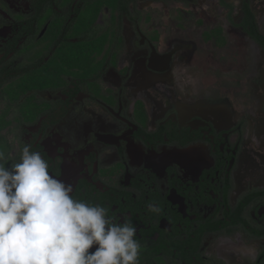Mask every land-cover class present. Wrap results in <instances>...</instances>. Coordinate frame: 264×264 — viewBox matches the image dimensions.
Masks as SVG:
<instances>
[{
	"label": "flooded vegetation",
	"instance_id": "flooded-vegetation-1",
	"mask_svg": "<svg viewBox=\"0 0 264 264\" xmlns=\"http://www.w3.org/2000/svg\"><path fill=\"white\" fill-rule=\"evenodd\" d=\"M25 144L139 264H264V0H0V153Z\"/></svg>",
	"mask_w": 264,
	"mask_h": 264
},
{
	"label": "clouds",
	"instance_id": "clouds-1",
	"mask_svg": "<svg viewBox=\"0 0 264 264\" xmlns=\"http://www.w3.org/2000/svg\"><path fill=\"white\" fill-rule=\"evenodd\" d=\"M141 248L130 219L76 198L31 144L18 162L0 153V264H139Z\"/></svg>",
	"mask_w": 264,
	"mask_h": 264
},
{
	"label": "rangeland",
	"instance_id": "rangeland-1",
	"mask_svg": "<svg viewBox=\"0 0 264 264\" xmlns=\"http://www.w3.org/2000/svg\"><path fill=\"white\" fill-rule=\"evenodd\" d=\"M175 10V11H174ZM186 11L184 10H181V9H177V8H174V9H171L169 6H158V8H154V17L156 18V20L158 21L159 23V27H158V30L161 31V32H165V33H171V32H185L186 30L184 29V24L183 22H185V13ZM213 12V10H212ZM212 16V15H211ZM199 31H203V30H199ZM256 57L257 55L256 54H253L250 50L249 52H247L246 54H239V57L238 59L240 60V63L243 61H245L244 63L246 65L248 64H251L253 63V60L254 62L256 61ZM252 68H254V70H250L248 71L250 75H255V79L253 80H256V77L258 76V72H257V66L256 67H253L252 65ZM194 76L192 78H194V80L197 78L195 76V74H193ZM198 76L200 74H197ZM250 81H252L250 79ZM202 82L204 83V85H208L209 83V79H203ZM214 85H216L214 83ZM209 88H212V89H209ZM208 91H213V90H216L215 89V86H212V87H207L206 88ZM247 87L246 88H238V92H237V97L238 98V102H240V98L239 97H242V95H246L245 91H246ZM250 94H253V91H250ZM224 96H230L229 94L227 93H223ZM256 102V100L254 101ZM258 152V151H257ZM260 153L262 154V152L260 151Z\"/></svg>",
	"mask_w": 264,
	"mask_h": 264
}]
</instances>
